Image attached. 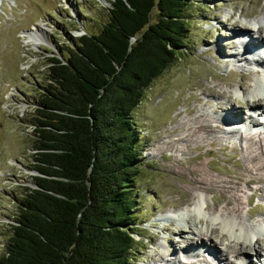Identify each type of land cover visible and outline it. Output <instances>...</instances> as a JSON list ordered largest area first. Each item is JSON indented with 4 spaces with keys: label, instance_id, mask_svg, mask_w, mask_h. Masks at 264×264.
I'll return each instance as SVG.
<instances>
[{
    "label": "rangeland",
    "instance_id": "1",
    "mask_svg": "<svg viewBox=\"0 0 264 264\" xmlns=\"http://www.w3.org/2000/svg\"><path fill=\"white\" fill-rule=\"evenodd\" d=\"M109 1L0 0V254L10 224L14 223L17 200L25 186H33L32 108L47 83L46 58L52 53L65 55L63 48L69 45L70 37L97 33L108 18ZM154 14L153 9L151 18ZM183 16L187 26L185 45L144 90L141 101L131 112L141 151L140 173L133 184L136 197L133 210L138 223L135 231L145 238L139 240L134 234L136 249L129 264L189 263L188 243L202 239L211 252L207 235L219 220L231 223L233 220V224L242 223L251 229L252 235H264V182L245 184L232 178L238 190L230 194H237L241 200L236 215H229L219 207L217 191L192 182L195 177L204 176L201 168L220 181L229 179L227 172L264 176V170L254 169L257 161L252 163L249 159L254 151L264 148L261 127L249 130L248 126L235 122L227 124L230 128L227 131L222 126L224 122L217 119L221 102L243 105L238 109L243 112L242 118H251L248 106L262 93V86L254 84L260 73L254 70L263 66V58L240 56L243 55L237 38L240 33L234 27L247 26L250 34H262L252 29V25H264L261 22L264 0H187ZM37 24L45 28L39 45L28 43L23 33ZM229 32L232 36L225 37ZM217 39L221 41L218 50L213 44ZM230 41L236 42L233 48L228 47ZM230 53L236 55L230 57ZM223 90L229 97L221 94ZM263 106L261 99L257 107ZM196 115L207 119L191 129L190 134L181 124L193 126L190 118ZM217 122L223 130L216 125L212 130L201 128L203 123ZM258 187L262 193L256 192ZM179 208L187 215L185 221L178 213ZM170 215L175 220L159 219ZM172 247L177 255L170 253ZM177 257L180 261H176ZM227 258L234 257L227 253Z\"/></svg>",
    "mask_w": 264,
    "mask_h": 264
},
{
    "label": "trees",
    "instance_id": "2",
    "mask_svg": "<svg viewBox=\"0 0 264 264\" xmlns=\"http://www.w3.org/2000/svg\"><path fill=\"white\" fill-rule=\"evenodd\" d=\"M187 0H110L97 33L46 58L32 108L35 171L0 264H129L141 151L131 117L185 45ZM154 18H151L152 10Z\"/></svg>",
    "mask_w": 264,
    "mask_h": 264
},
{
    "label": "bare ground",
    "instance_id": "3",
    "mask_svg": "<svg viewBox=\"0 0 264 264\" xmlns=\"http://www.w3.org/2000/svg\"><path fill=\"white\" fill-rule=\"evenodd\" d=\"M261 22L264 23V19ZM252 24H254V23H252ZM252 27H253L252 29H256V31L260 30L262 32V34H260L258 36L257 35L254 36L248 32L249 30H248L247 26H242V25H237V27H234V29H235V31H239V33H240V35L237 38H239V39L243 38V40H240V43H239V47H240L241 51L243 52V55H240V56H245L247 58H253V60L263 58L262 59L263 60L262 65L263 66H260V68H258V69L255 68L256 70H254L256 72V74L258 71L260 73V76H258V78H256L255 84L262 86V88H260L262 93L261 92L258 93L259 95L255 96L253 98L252 103L249 104L252 107L248 106L249 107L248 108L249 114H250L251 118L249 116H247L246 118H244V117L242 118L243 112H239V110H238V109H242L243 105H241V104L236 105L234 103H231V104H233V106H232L228 102L227 103H224V102L220 103L219 107H221L222 110L220 111V114L217 117V119L221 120V122L222 121L224 122L222 126L226 127L227 131L230 129L229 127H227V124L232 123L234 125L235 122H237V123L240 122L241 123V124L239 123L240 125H243V126L245 125V127L248 126L249 130H253L256 127H261L260 131L262 133H264V106L262 108L257 107L260 104V100L264 99V25L254 24V25H252ZM44 29L45 28L41 27V24H37L36 26L32 27L30 30L24 31L23 32L24 37L27 39L28 43L39 45V44H41V40H42L44 33H45ZM235 33L237 34V32H235ZM231 34L232 33L229 32L228 34L225 35V37H230V36H232ZM247 34H248V36H247ZM219 41L217 39L213 43V44H215V47L217 48V50L219 48V45L221 44L220 43L221 41L220 42ZM228 41H229V39H228ZM235 45H236V42L230 41V44H228V47L233 48V46H235ZM219 53H222V51H219ZM233 55H236V54H234V53L228 54V56H230V57ZM225 59L226 58H224V60ZM239 59H241V58H239ZM235 63H236V61H235ZM260 79H263V81H261ZM260 82H262L263 85ZM221 94H223L226 97H229V94L226 93L224 90H223V92H221ZM253 105L256 107H254ZM252 111H254V112H252ZM255 114L259 115L261 117V119H260V117H258ZM252 117L257 118V120H253ZM206 119L207 118L205 116L201 117L200 115H198V116L196 115V116L190 118V121L192 122L193 126H190L188 123H182L181 126L184 127L185 129H187L188 131L190 130L189 133L191 134V129H193L194 127L198 128L199 127L198 123H201L204 120L206 121ZM215 125L217 126V128L223 130L220 122H217L214 125L203 123V124H201V128H205V129L207 128V129L212 130V129L216 128ZM182 133H184V135H186L185 132H182ZM259 149L260 150L254 151V154L252 156H250L249 159L251 160L252 163L254 161H257V164L253 165V166H256L254 169L258 168L259 170H264V160H262V157H264V148H259ZM250 166L247 165L246 167L248 168ZM194 171L196 174L198 173L197 175H199L198 169H196ZM201 173L204 176L195 177L192 180V182L196 186L205 188L209 191H214V190L217 191L218 196L220 197V198H217V202L219 204V207H222L229 215L238 214V212L240 211V203H241V200L239 199L237 194H234L235 196L230 194V191L232 193H235V191L238 190V187L236 185L232 184V182H233L232 178H235L237 181H241L242 183H245V184L264 182V176H250V175H248V172H233V173L227 172L229 179H227L226 181L214 180L211 177V175L204 168H201ZM204 179H206L207 182H205ZM218 188H220L222 191L217 190ZM256 192L262 193V188H260V187L256 188ZM253 194H255V193H253ZM249 200H250V198L247 199V203L249 202ZM195 207L198 210H200L199 209L200 207L198 205H195ZM178 213L182 216L183 221H185L187 215L183 211L182 208H179ZM214 217L215 216L213 215L212 218L214 219ZM166 218H167V216L159 217V219H166ZM175 218L176 217L171 218V220L172 219L175 220ZM216 223L218 225L213 227V228H210L208 235L205 233L207 235V238L211 241V244L209 245V247L212 248V251L210 252L206 248L207 245H205L206 242H204V240L201 239V241H199L198 243L191 240L188 243V248H187L190 250L189 252H187V255L190 256V261L193 257L198 256V257H206L209 260V262H213L216 264H232V262L231 263L229 262L230 259L228 260V258H227V253H228V254H231L232 257H234L233 259H234L236 264H238L237 263L238 261L242 262L243 264H261V263L264 264V257H263L264 256V249H263L264 245L263 246L260 245V242H261V244L264 242V241L262 242V240H264V235L263 236H261L260 234L259 235H252L249 232V229L247 230L246 227L242 223L240 224L238 222L239 224H235V222H234V224H233V220H232V223L225 221V220L224 221L219 220ZM216 229H219V231H217ZM216 232H218V233L216 234ZM174 241L175 240H173V242ZM218 245L222 246V248H220ZM179 246H180V244L177 243V247H179ZM199 249H201L200 252L195 251V250H199ZM170 250H171V252H170L171 254L177 255L176 249L174 247H172ZM204 252H206L209 256L205 255ZM250 252H251V254H250ZM251 255L254 256L253 259H251ZM176 261H180L179 258ZM191 262L186 263V261H185V264H191ZM180 264H183V263H180Z\"/></svg>",
    "mask_w": 264,
    "mask_h": 264
}]
</instances>
